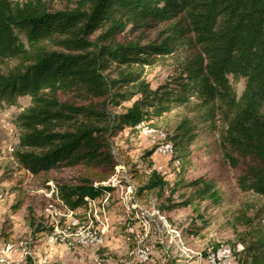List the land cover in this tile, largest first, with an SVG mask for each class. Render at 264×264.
Masks as SVG:
<instances>
[{
    "label": "trees",
    "instance_id": "obj_1",
    "mask_svg": "<svg viewBox=\"0 0 264 264\" xmlns=\"http://www.w3.org/2000/svg\"><path fill=\"white\" fill-rule=\"evenodd\" d=\"M157 65L173 76L152 89L144 71ZM229 78L244 80L240 96ZM24 97L12 158L33 177L77 170L53 187L71 212L113 191L103 183L119 166V134L175 109L186 111L165 133L175 180L149 172L151 162L132 166L133 196L161 214L190 209L199 219L202 206H221L212 179L186 177L203 124L218 131L239 190L264 200V0H0V109ZM228 225L231 247H242L237 263L264 264V206L238 209Z\"/></svg>",
    "mask_w": 264,
    "mask_h": 264
},
{
    "label": "rangeland",
    "instance_id": "obj_2",
    "mask_svg": "<svg viewBox=\"0 0 264 264\" xmlns=\"http://www.w3.org/2000/svg\"><path fill=\"white\" fill-rule=\"evenodd\" d=\"M172 76L173 71L167 66L157 65L144 71V78L152 89L167 83ZM229 81L240 96L244 80L229 78ZM29 103V98L24 97L15 107L0 109V251L7 244L14 246L15 252L6 257L9 264H33L27 259L20 262L22 249L30 251L35 262L47 259V264H166V261L207 264V256L216 247L232 248L234 236L228 224L234 213L247 205L264 206L263 199L239 190L237 172L221 156L218 131L203 124L199 126L197 139L191 147V166L186 177L189 180L212 179L222 194L221 206L207 211L202 206L203 217L199 219L190 209L161 214L157 209L141 204L133 196L136 183L129 174L132 166L141 170L151 162L153 167L163 169L165 174L161 175L169 183L175 180L179 167L177 163L171 164V158L156 153L147 159L146 154L154 149L149 139L139 130L137 134H131L125 129L114 140L116 152H121L117 155L121 168L103 183L111 181L113 185L106 186L112 187L113 191L85 210L76 212L82 218V225L103 230V245L69 248L58 242L50 247L47 242L49 234L38 230L55 223L62 229L71 220L52 192L54 181L73 182L79 172L65 170L33 177L16 165L12 158L17 145L13 121ZM183 114H186L184 109H175L159 120L144 123V126L170 133ZM126 162L129 164L124 166ZM17 205L19 207L15 208ZM102 210L105 215L101 214ZM103 216L107 218L105 228L97 222L102 221ZM192 226L199 230L197 236L189 234ZM139 249L149 252L145 263L131 255Z\"/></svg>",
    "mask_w": 264,
    "mask_h": 264
},
{
    "label": "built area",
    "instance_id": "obj_3",
    "mask_svg": "<svg viewBox=\"0 0 264 264\" xmlns=\"http://www.w3.org/2000/svg\"><path fill=\"white\" fill-rule=\"evenodd\" d=\"M137 130L141 131L150 141V143L155 147V153L162 156L171 158L173 154L172 145L166 142V135L162 131L154 130L149 127H145L144 124H140L137 126ZM118 168L116 167L115 172L118 173ZM155 171L160 174H165L161 167H152L149 172ZM116 175L113 177V179ZM112 183L109 181L105 185H109ZM113 185V183H112ZM128 190H130L128 188ZM54 188L52 192L54 193ZM92 204V203H91ZM89 204V205H91ZM63 208L67 212V217L71 220L66 223V226L62 229H59L58 223H55L53 226V232L47 236V242L50 247L54 246L56 243L61 242L67 245L69 248L71 247H91V246H102L103 245V230H99L98 228H93L88 225H82L81 220L77 218L76 212H71ZM104 210H102L101 214H104ZM74 217V219L72 218ZM102 225L103 228L106 227L107 218L103 216L102 221H98ZM92 223V222H91ZM102 228V229H103ZM242 250L241 246H236L235 249L230 247H220L213 252L209 253L207 256V264H238L236 253ZM15 252L14 246L12 244H7L0 251V264H9L7 261V256ZM134 259L141 263H145L149 259V252L146 249H139L135 252L131 253ZM25 259L33 261V264H47V259H43L42 261L35 262L30 251L22 249L20 253V262H23Z\"/></svg>",
    "mask_w": 264,
    "mask_h": 264
}]
</instances>
